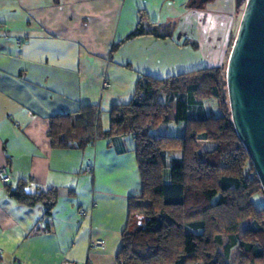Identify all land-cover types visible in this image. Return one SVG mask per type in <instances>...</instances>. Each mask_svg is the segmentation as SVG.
I'll list each match as a JSON object with an SVG mask.
<instances>
[{"label":"crops","instance_id":"0c3cea01","mask_svg":"<svg viewBox=\"0 0 264 264\" xmlns=\"http://www.w3.org/2000/svg\"><path fill=\"white\" fill-rule=\"evenodd\" d=\"M200 1L0 0V168H8L11 186L24 181L28 192L55 193L45 217L44 205H21L0 184V264H116L127 200L141 194L134 140L52 148L49 118L93 106L107 131L112 106L132 99L140 76L222 66L235 1ZM141 20L171 26L172 36L138 37L110 56ZM174 109L169 122L183 128L179 103Z\"/></svg>","mask_w":264,"mask_h":264},{"label":"trees","instance_id":"16d2710c","mask_svg":"<svg viewBox=\"0 0 264 264\" xmlns=\"http://www.w3.org/2000/svg\"><path fill=\"white\" fill-rule=\"evenodd\" d=\"M172 33L171 26L141 20L110 56L129 40ZM225 85L219 68L140 76L132 99L112 106L107 131L93 106L49 118L52 148L82 150L98 137L134 140L141 194L127 200L116 264H264V205L252 201L262 187L232 124ZM204 99L216 100L220 114L205 113ZM176 103L182 135L157 137L153 132L169 122ZM172 151L180 156L167 167ZM4 188L21 205H44L45 217L55 204L53 191L28 192L24 181Z\"/></svg>","mask_w":264,"mask_h":264},{"label":"water","instance_id":"95a60500","mask_svg":"<svg viewBox=\"0 0 264 264\" xmlns=\"http://www.w3.org/2000/svg\"><path fill=\"white\" fill-rule=\"evenodd\" d=\"M234 1L242 12L227 58L226 91L232 124L264 194V0Z\"/></svg>","mask_w":264,"mask_h":264},{"label":"rangeland","instance_id":"374dc122","mask_svg":"<svg viewBox=\"0 0 264 264\" xmlns=\"http://www.w3.org/2000/svg\"><path fill=\"white\" fill-rule=\"evenodd\" d=\"M241 12H242V8L239 9V12H237V15H236V18H235V22L233 24V32H232V35H231V39L229 41V44H228V47H227V52H225L224 54V59H223V64L222 66L219 67V69L221 70V73H223L225 75V70H226V63H227V58H228V55H229V52H230V48L232 46V41L234 40V37H235V33H236V29H237V25H238V22H239V19H240V15H241ZM224 71V72H223ZM225 88H226V85H225ZM226 94H227V91H226ZM228 99V97H227ZM203 102L206 104V106L209 108V110H212L211 112L215 115H219L220 112L218 110V106H217V102L216 100H213V99H204ZM174 114H175V109H173V113L171 115L170 118L174 117ZM182 126L180 125V123H176L173 121V119H171V121L169 123L166 124H163L161 125L157 130H155L153 133L155 134H161L162 136H172V137H175V136H181L179 135L180 130H182ZM171 154V153H170ZM170 156L171 155H168L167 157V167L170 166ZM167 171L163 170V177L165 175V173H167ZM164 180V179H163ZM253 204L255 207H260L262 205H264V194L263 192L260 193L258 196H255L253 197Z\"/></svg>","mask_w":264,"mask_h":264},{"label":"built area","instance_id":"2783aa9c","mask_svg":"<svg viewBox=\"0 0 264 264\" xmlns=\"http://www.w3.org/2000/svg\"><path fill=\"white\" fill-rule=\"evenodd\" d=\"M0 30H1V27H0ZM108 86L109 85L105 82L104 83V87L107 88ZM87 171L90 172L91 171V168L90 167H87ZM10 181H11V174H10L8 168L7 167L0 168V184L4 186L6 184H9ZM93 207H94V205L90 206V208L87 209V210H79V215L80 216L86 215L88 212L91 211V209ZM91 245L92 246H100L101 243L97 241V242H93Z\"/></svg>","mask_w":264,"mask_h":264}]
</instances>
